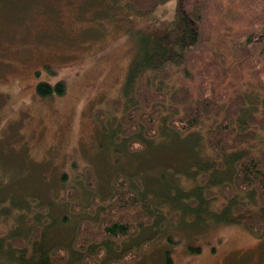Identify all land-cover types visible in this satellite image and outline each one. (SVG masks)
I'll list each match as a JSON object with an SVG mask.
<instances>
[{
  "label": "rangeland",
  "instance_id": "374dc122",
  "mask_svg": "<svg viewBox=\"0 0 264 264\" xmlns=\"http://www.w3.org/2000/svg\"><path fill=\"white\" fill-rule=\"evenodd\" d=\"M228 2H223L226 10L221 17L235 22ZM175 9L174 1L141 12L121 0H0V236L11 231L15 232L13 237L27 239L34 227L41 228L38 240L24 249L33 255L9 264H52L42 258L55 245L67 249L58 254L59 258H69L67 264H112L116 259L113 264H264V228L253 234L234 224L193 221L184 214L195 210L189 208L177 216L187 192L175 186L177 181L167 172L169 165L150 159L148 151L131 154L126 149L131 137L119 138L124 135L119 136L120 123L113 118L121 115L123 106L112 101L122 96L136 57L140 58L145 47L173 25ZM256 31L250 60H258L261 53L264 65V35L259 28ZM221 79L220 75H210L209 98L215 93L211 86L215 80L219 90L231 96L230 101L238 103L237 99L246 96L258 103L251 84L228 87L227 80ZM261 81L264 83L263 74ZM39 82L51 86L60 83L63 93L53 90L50 96L40 97L35 92ZM259 91L262 97V88ZM249 107L247 103L245 110ZM97 110L105 112L102 120L95 116ZM212 124L209 121L204 127ZM240 154L226 155L225 165ZM174 160H182L176 151ZM146 170L151 172L141 173ZM161 170L167 176H162ZM117 174L129 179L128 188L140 194L144 208L153 211L149 223L140 217V208L135 209L138 213L113 209L111 217L106 215V207L116 206L109 203V197ZM220 174L217 177L228 176L226 170ZM186 176L180 174L181 183L197 184ZM143 180L158 183L152 188L158 193L157 199L143 195L144 188L150 187ZM163 180L166 185H159ZM69 185L78 187L75 202L82 208L71 209L69 203L58 201ZM175 190L183 197L173 209L162 200H169ZM212 191L219 192L216 188ZM119 199L130 204L125 193ZM221 203V199L214 202L218 206ZM252 209L264 219V206L254 204ZM27 221L32 222L30 228ZM113 223L126 225L131 233L122 241L97 242L104 234L103 224ZM78 225L96 240L84 232L77 233L72 247ZM155 236L160 239L147 247L146 240ZM100 243L105 258L97 260L93 256ZM9 249L2 246L0 252H14ZM134 249L141 252L120 258Z\"/></svg>",
  "mask_w": 264,
  "mask_h": 264
},
{
  "label": "trees",
  "instance_id": "16d2710c",
  "mask_svg": "<svg viewBox=\"0 0 264 264\" xmlns=\"http://www.w3.org/2000/svg\"><path fill=\"white\" fill-rule=\"evenodd\" d=\"M167 1L175 2L173 25L166 33L144 46L143 54L140 58L136 57L129 69L122 96L112 101L123 106L121 115L113 118L120 123L119 136L124 135L119 138L131 137L126 145L131 154L138 151L144 154L148 151L150 159L157 158L166 166L169 165L167 172L170 178L177 181L175 186L187 192V199L175 190L169 200H162L176 209L183 197L181 212L178 211L177 216H181L188 208L195 209L192 214H184L193 221L234 224L255 234L264 228V219L255 215L252 209L254 204L264 206V93L260 97L259 91L262 88L264 92V83L261 81L264 65L261 58L263 54L260 53L258 60L251 61L249 49L256 44L257 28L264 35V0H227L235 22H228L224 18L223 21L221 17L226 10L223 3L225 0H121L141 12H148ZM229 28L233 30L228 31ZM208 44L214 45L209 47ZM151 48H154L152 52ZM254 62L261 63V66L257 67ZM210 75L215 78L220 75L221 80H227L228 87L237 85L238 88H246L251 84L258 94L257 102L262 105H255L246 96L237 99L238 103L230 101L231 96L219 90L215 80L211 84L215 93L212 92L209 98L206 90L210 85ZM53 90L62 94L64 89L60 83L51 86L39 82L35 86V92L40 97L50 96ZM247 103H250V107L245 110ZM95 116L102 120L105 112L97 110ZM209 121L213 124L205 128L204 124ZM137 137L148 141L142 142ZM202 140L204 145L201 146ZM203 149L207 152L204 153ZM175 151L182 156L180 162L174 160ZM234 152L241 154L225 165V156ZM225 170L227 177H217ZM89 171L86 172L87 176ZM150 172L146 170L141 173ZM181 173L192 175L193 178L186 177L194 179L193 183H197V186L181 183ZM165 175L166 172H163L162 176ZM143 181L150 186L144 188L143 195L145 193L149 198L157 199L155 195L158 193L152 191V188L156 189L158 183ZM163 182L159 185H166V181ZM125 184L126 188L123 187ZM128 185L130 181L126 176L115 177L114 192L109 197V203L116 206L106 207V215L111 217L113 209H130L132 213H138L135 209L140 208V217H146L149 223L153 211L144 208L140 194L128 188ZM90 187L93 188V185ZM213 188L219 192L214 194ZM122 193L128 195L130 204L119 199ZM77 196L78 187L69 185L58 201L69 203L71 209L82 208V204L75 202ZM217 199L222 200L220 206L214 204ZM40 210L44 211V208ZM33 214L38 216L40 212ZM205 215L206 218L202 219ZM27 222L30 228L32 222ZM103 227L104 236L97 242L102 239L122 241L131 233L124 224H103ZM83 232L85 235L88 233L83 231L82 225L75 228L72 247L77 242L76 234L83 235ZM40 233L41 228L36 226L27 239L19 235L13 237L15 232L11 231L6 236L1 235L0 249L5 246L14 252H0V264L4 261L6 264L26 261L33 253L26 254L24 249L35 243ZM87 237L96 240V237ZM159 239L155 236L146 240L147 247ZM102 245L99 244L100 249L94 253V259L105 258ZM61 252H67V249L55 245L50 252L43 254L42 260L52 264H67L69 258L58 257ZM139 252L140 249L129 250L120 258L136 256Z\"/></svg>",
  "mask_w": 264,
  "mask_h": 264
}]
</instances>
